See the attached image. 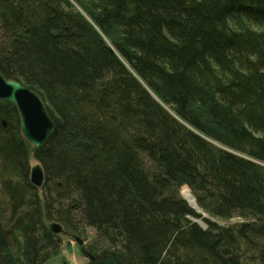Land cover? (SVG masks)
<instances>
[{
	"label": "trees",
	"instance_id": "1",
	"mask_svg": "<svg viewBox=\"0 0 264 264\" xmlns=\"http://www.w3.org/2000/svg\"><path fill=\"white\" fill-rule=\"evenodd\" d=\"M0 73L54 123L34 150L0 101V264L57 255L54 221L86 264H264V0H0ZM183 185L253 220L203 229Z\"/></svg>",
	"mask_w": 264,
	"mask_h": 264
},
{
	"label": "water",
	"instance_id": "2",
	"mask_svg": "<svg viewBox=\"0 0 264 264\" xmlns=\"http://www.w3.org/2000/svg\"><path fill=\"white\" fill-rule=\"evenodd\" d=\"M0 101L13 104L20 115L21 133L34 150L43 145L49 133L53 129V122L48 116L40 97L16 80H7L0 73ZM30 183L37 189H41L44 183V172L41 164L36 162L30 167ZM50 230L54 234L62 232V226L58 222L50 223ZM80 251L93 259V256L83 246V241L75 237Z\"/></svg>",
	"mask_w": 264,
	"mask_h": 264
},
{
	"label": "rangeland",
	"instance_id": "3",
	"mask_svg": "<svg viewBox=\"0 0 264 264\" xmlns=\"http://www.w3.org/2000/svg\"><path fill=\"white\" fill-rule=\"evenodd\" d=\"M36 162L37 161L31 152L28 158L29 166L30 167L33 166ZM210 220L214 221L219 225H229L233 222V219L226 220L217 217H210ZM87 231L89 235L88 239L83 241L82 236H77L79 237V239L83 241V246L85 247V249L88 241L94 236L93 229L88 228ZM59 235L61 238V244L58 254L51 257L43 264H86L88 262V258L80 251V247L77 244L76 240L73 237H70L66 234H59ZM246 264H259V263L254 261H249Z\"/></svg>",
	"mask_w": 264,
	"mask_h": 264
},
{
	"label": "bare ground",
	"instance_id": "4",
	"mask_svg": "<svg viewBox=\"0 0 264 264\" xmlns=\"http://www.w3.org/2000/svg\"><path fill=\"white\" fill-rule=\"evenodd\" d=\"M107 44L108 45H110V43L109 42H107ZM110 49L111 50H114L113 49V47L110 45ZM4 77V76H3ZM7 80H13V79H7ZM16 81H18V80H16ZM20 82V81H19ZM23 84V83H22ZM31 90V89H30ZM33 91V90H32ZM34 92V91H33ZM35 93V92H34ZM41 99V98H40ZM41 101H42V99H41ZM43 102V101H42ZM43 105H44V103H43ZM44 107H45V105H44ZM45 110H46V108H45ZM46 112H47V110H46ZM48 114V113H47ZM48 116H49V114H48ZM50 117V116H49ZM51 119V118H50ZM52 120V119H51ZM53 122V121H52ZM53 125H54V123H53ZM180 195H181V197L185 200V202L187 203V205L189 206V207H191L194 211H195V213H198V214H200L201 215V217H194V216H189V218L193 221V222H195V223H197L201 228H203V229H206L207 228V223L203 220V219H209L210 220V217H216V216H212V215H209L207 212H205V211H203L201 208H199V206L197 205V203H196V200H195V197L193 196V194L191 193V191H190V189H189V187L187 186V185H183V186H181V188H180ZM217 218H219V217H217ZM250 218V217H249ZM221 219H224V218H221ZM229 219H233V222L231 223V224H229V225H233V224H235V223H241V222H247V221H252L253 219H248V218H244V217H242V216H239V215H234V216H232V217H230V218H227L226 220H229ZM210 221H212V220H210ZM214 222V221H213ZM217 224V223H216ZM219 225V224H218ZM229 225H220V226H229ZM49 227H50V224H49ZM62 231H63V228H62ZM62 233V232H61ZM61 233H59V234H61ZM58 235V234H57ZM89 260V259H88Z\"/></svg>",
	"mask_w": 264,
	"mask_h": 264
}]
</instances>
